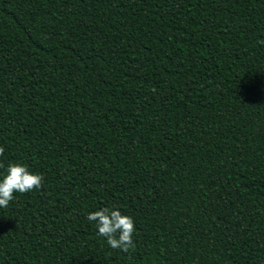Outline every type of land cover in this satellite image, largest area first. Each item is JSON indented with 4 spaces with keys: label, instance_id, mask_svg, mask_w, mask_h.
Segmentation results:
<instances>
[{
    "label": "trees",
    "instance_id": "1",
    "mask_svg": "<svg viewBox=\"0 0 264 264\" xmlns=\"http://www.w3.org/2000/svg\"><path fill=\"white\" fill-rule=\"evenodd\" d=\"M0 146V264H264V0H0Z\"/></svg>",
    "mask_w": 264,
    "mask_h": 264
},
{
    "label": "clouds",
    "instance_id": "2",
    "mask_svg": "<svg viewBox=\"0 0 264 264\" xmlns=\"http://www.w3.org/2000/svg\"><path fill=\"white\" fill-rule=\"evenodd\" d=\"M5 153V148L0 146V157ZM0 163V168H4ZM43 176L29 171L22 163H9L6 174L0 178V208H6L13 201L14 193H27L34 189H40ZM98 229L97 235L106 239L112 249L128 253L135 248L133 239L136 233L135 222L131 216L123 215L120 210L103 207L100 210L90 212L87 216Z\"/></svg>",
    "mask_w": 264,
    "mask_h": 264
}]
</instances>
